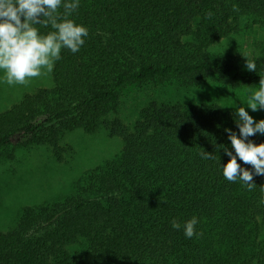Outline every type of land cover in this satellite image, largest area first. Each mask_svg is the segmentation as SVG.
Masks as SVG:
<instances>
[{"label":"trees","instance_id":"obj_1","mask_svg":"<svg viewBox=\"0 0 264 264\" xmlns=\"http://www.w3.org/2000/svg\"><path fill=\"white\" fill-rule=\"evenodd\" d=\"M70 18L87 27L85 44L62 49L52 86L0 111V156L46 145L60 160L63 137L77 129L103 128L122 146L67 195L21 207L0 231V264H264V176L253 175L249 191L217 167L228 159L222 145L232 150L224 128L238 133L234 113L150 101L130 125L116 115L125 88L146 82L258 85L264 47L248 72L243 58L211 48L244 19L264 28V0H80ZM203 150L214 159H201ZM193 215L199 236L171 227Z\"/></svg>","mask_w":264,"mask_h":264},{"label":"rangeland","instance_id":"obj_2","mask_svg":"<svg viewBox=\"0 0 264 264\" xmlns=\"http://www.w3.org/2000/svg\"><path fill=\"white\" fill-rule=\"evenodd\" d=\"M264 47V28L242 20L238 31L211 48L221 54H233L245 61ZM244 71L248 72L246 67ZM53 84L52 71L40 77L31 78L26 84L8 85L0 82V111L19 101L26 93ZM230 88L219 84L214 77L197 87H183L176 82H146L125 88L116 114L130 125L138 117L143 106L150 101L159 103L218 104L235 112V107L244 106L246 89ZM254 120L264 119V110L252 111L245 105ZM264 138V135L257 134ZM61 144L66 154L58 160L52 149L46 145L31 148L7 149L0 156V231H6L14 223L18 211L26 205L40 204L67 195L73 183L87 170L101 164L117 154L122 146L119 137L110 136L101 128L96 133H85L77 129L67 133ZM14 150V151H12Z\"/></svg>","mask_w":264,"mask_h":264},{"label":"clouds","instance_id":"obj_3","mask_svg":"<svg viewBox=\"0 0 264 264\" xmlns=\"http://www.w3.org/2000/svg\"><path fill=\"white\" fill-rule=\"evenodd\" d=\"M79 7L80 0H0V82L26 84L51 72L62 49L79 52L89 35L86 26L70 18ZM38 26L51 30L42 34ZM246 69L256 71L255 62L246 59ZM245 95L244 106L235 107L233 114L238 133L224 128L232 150L222 145L228 159L223 164L218 159L217 167L226 180L238 181L251 191L256 186L253 175L264 176V142L254 143L249 138L264 135V119L254 120L245 105L254 112L264 110V79L257 88L246 89ZM199 155L204 160L214 159L204 150ZM237 158L251 165V170L238 164ZM198 223L195 215L183 223L170 220L171 227L182 230L189 239L201 234L196 230Z\"/></svg>","mask_w":264,"mask_h":264}]
</instances>
